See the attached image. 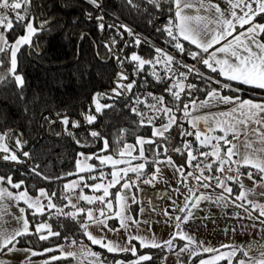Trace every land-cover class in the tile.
<instances>
[{
    "label": "snow or ice",
    "instance_id": "6c2138e0",
    "mask_svg": "<svg viewBox=\"0 0 264 264\" xmlns=\"http://www.w3.org/2000/svg\"><path fill=\"white\" fill-rule=\"evenodd\" d=\"M157 10L162 11V4L169 5L168 11L170 15L168 23L160 28L157 32L165 33L168 37V43L177 50L181 55L190 57L196 64L203 65L208 70L207 73L202 72L196 64L189 66L182 60H178L174 55L166 52L163 48L157 47L154 44V55L152 58L145 59L139 54L133 52L130 57H126L129 63L133 64L136 76L141 75L145 71V66H151L150 75L155 77L157 83H171L164 88V92L172 98L173 107H168L169 101L165 95L155 96L151 92L148 96L155 103L147 104L149 113L141 111L133 107L132 113L139 117L138 126L151 127V137H136L135 145L124 143L120 146V139H117V156L114 158L109 153L110 143L107 139L101 137L98 131L92 130L88 135L93 138V141L103 140V148L99 152L85 154L84 152L77 153L75 164V172L66 173L65 176H77L76 180L65 183L63 190L65 193L75 192L79 189L77 201L86 202L88 205H98L97 208L80 207L79 203H72V200L67 195H62L61 199H67L68 204L64 207H71L74 211L64 212L63 207H59L53 202V197L57 193H48L44 189H39V195L35 198L29 196L26 189L22 190L24 181L14 182L11 176H0V210L3 209L5 200H14L17 205L23 201L28 209H32L33 216H43L46 210L56 209V214L64 215L76 221L80 230L91 241L92 245H99L105 248L109 253H131L135 259L131 260H115L112 264H149L153 260V256L149 253L141 254V249H161L167 252L174 253L177 256V264H182L180 256L187 253L189 258L197 257L200 252L215 253L209 258L199 259V264H220V261L227 260L228 264H234V258L238 253L242 254V258L235 260V264H264V245H258L256 251L258 257L251 256L253 249L251 246L244 248L243 246L222 245L221 247L230 248L227 253L220 252L219 249L205 246L202 242H197L192 236L185 233L182 229V223H187L194 218V209H199L201 202L209 201L217 205L228 207L232 205L237 208H242L246 215L241 216L236 213V219H247L254 223L252 227L264 225V203L248 199L249 195H256L255 189H260L258 193L264 196V97L256 101L254 99H245L241 93L245 91L251 92L253 95L264 94V24L257 23L256 17L264 16V0H226L229 7L222 9L218 4L212 3L211 0H147ZM86 3L95 7L97 10L102 8L100 0H86ZM129 5L138 7L134 4V0H127ZM31 0H0V66L4 64V57H7L10 62L8 73L14 76L15 84L18 87H23L24 80L21 75L16 74L17 55L23 45H30L32 37L38 31H43L48 21H43L39 27H35V17H28V6ZM13 18H10L12 14ZM203 13V14H202ZM87 19H96L98 27L103 31L106 27L123 28L129 36L134 35L132 30L126 25H105L103 15L93 17L92 13L86 12ZM14 24H21L25 28L26 34L17 38L14 43H10L7 39V33L11 31ZM122 35V34H121ZM181 41H187L190 45L195 46V50H190ZM115 44V40L112 42ZM142 43L139 36L135 39V46ZM123 67L124 61H120ZM163 64L164 74L161 76L157 73L155 66ZM178 65L179 68L186 71H179V68L173 67ZM189 75H194L196 78L206 85L215 84L216 87L199 88L195 83H185L188 81ZM180 77L177 79L176 77ZM6 76L0 74V82L4 81ZM129 81L126 84H120L119 81ZM136 81L131 80L127 72L121 71L117 73L116 86L112 89L115 95H122L123 91L131 92ZM147 83V81H145ZM122 89V91H118ZM197 91L205 92V99L199 101L201 108L211 104L212 102L232 105L229 111L219 114H210L204 117H194L187 121L195 131H190L185 128L182 123L183 118L190 115L189 109H195L197 101L192 99L193 93ZM234 93V95H224L223 92ZM182 93L188 99L182 98ZM111 99L107 93H95L92 97V103L95 106V113L101 114L104 109L111 108V104H102L100 101L103 98ZM135 103L142 104L137 97ZM175 109H179L183 113V117L176 115ZM89 111L84 115V121L88 125H93L97 120V115ZM62 124L65 126V131L69 136H73L75 143L80 147H88V143L76 139L73 133L68 129L81 127V123L73 121L67 116L60 117ZM47 119V118H46ZM203 119L206 125V131L198 127V122ZM161 121L157 126L156 121ZM166 121V122H165ZM213 124L215 127H213ZM176 127L179 129L178 135L182 138L195 136V140L199 142V147H194L193 142L182 139L183 148L176 147L174 152L180 153L182 156L187 154V159L182 165H176L171 156L167 155V143L172 139L170 132ZM123 131V130H122ZM223 133L216 135L214 133ZM13 135V130H8L0 133V161L21 163L20 155L28 157L30 154L23 151V146L26 143L21 136H17L15 144L10 145L9 139ZM231 135L232 139H229ZM243 136V139L240 137ZM152 145V148L145 149V145ZM139 146L137 149L136 146ZM226 146V147H225ZM204 148H210V151H203ZM163 149V152L160 151ZM138 155H133L137 152ZM146 151L152 152V158L146 156ZM164 155L165 159L161 160L160 156ZM127 157V159H126ZM98 160L99 165H111V179L105 184L95 183V181H103L105 173L88 161ZM132 161H141L132 164ZM164 163L174 167L175 171L180 174V184L187 188L189 196L185 197L183 207H177L176 211L185 213L183 217H175L176 231L171 238L166 241H158L153 235L151 238L140 235L138 232L133 234L130 229L133 225L139 229L140 221L127 214L128 207L126 204V193L133 188L139 189L137 181L142 179L144 184H153L159 178L160 167ZM118 165H127L126 167H117ZM155 165V171L148 176L144 172L146 166ZM235 165V167H233ZM38 167V166H37ZM191 168L192 171H187ZM241 168H248L247 173L241 171ZM253 169L255 171H253ZM35 175H42L37 172L36 168L32 169ZM89 173L87 177L80 175L81 173ZM93 172H99L98 175H91ZM133 173L136 179L133 180L129 176ZM247 176L253 181L254 189H246L243 184V177ZM147 176V178H143ZM258 177V179H257ZM50 179L49 177H43ZM60 179V177H57ZM189 179L196 183L189 186ZM91 180L94 183L88 184L86 181ZM83 185V187H81ZM117 185L120 188L114 194V200L110 197L113 193L110 189ZM232 185L239 186V193L234 192ZM84 188H89L93 193L102 192V195H86ZM198 188L220 189V194L215 198L207 192L196 195ZM16 189L17 192L11 191ZM142 191V190H140ZM179 193L180 189H174ZM122 192L124 193L122 195ZM41 198L47 201V204L42 203ZM132 203H136V197L132 196ZM240 203H237V202ZM176 204V201H173ZM23 214L24 208L19 209ZM143 208H141V212ZM164 216H170L168 211H165ZM255 214V215H254ZM83 217V218H81ZM22 221V226L18 229L7 231L0 227V251L5 249L8 252L18 251L17 245L21 242V238L25 236H35L39 241H47L50 237H60L61 233L53 231L51 226L46 222H39L35 225V231L29 228V220L21 215L17 218ZM116 219L119 221V227H112L109 224L110 220ZM95 226L101 232L118 233L121 230L125 231L124 243L119 241L107 240L106 233L100 237L94 236L89 231L90 226ZM241 227H245L241 225ZM264 232V227L260 229ZM235 231V229H233ZM45 232L47 234H45ZM177 238L181 241H186L182 246H177L175 241ZM68 242V247L71 248L79 242L76 239H71L67 236L63 237ZM31 243V241H29ZM195 245L196 247H193ZM64 245H57L55 248H45L43 252H37L31 248L23 249L30 253V256L43 255L44 253L59 252V255H52L49 259L44 260L41 264H54L62 259H77V253L73 251H64ZM81 254L85 257H92L89 264H104L100 260L97 253L91 251L87 245H80ZM199 249V251L197 250ZM166 260L167 257L165 256ZM0 264H5L0 261ZM83 264V261H79ZM163 264V262H162ZM194 264V262H193Z\"/></svg>",
    "mask_w": 264,
    "mask_h": 264
},
{
    "label": "trees",
    "instance_id": "16d2710c",
    "mask_svg": "<svg viewBox=\"0 0 264 264\" xmlns=\"http://www.w3.org/2000/svg\"><path fill=\"white\" fill-rule=\"evenodd\" d=\"M102 8L97 10L95 7L86 3V0H31L28 6V17L36 18L34 26L39 27L43 21H48L43 31H38L32 37L30 45L21 46L17 55L16 74L21 75L24 80L23 87L15 84L14 76L6 74L10 67L7 57H4V64L0 66V74L6 76V79L0 82V133L13 130V135L8 143H15L17 136H21L26 141L23 151L29 152L28 157L20 155L21 163L0 161V176H11L14 182L24 181L21 190L26 189L28 194L37 196L39 189H44L48 193L56 192L53 202L59 207H63L64 212L74 211L67 205V199H61L64 192L63 186L74 176H65L66 173L75 172L77 153L84 152L91 154L99 152L103 148V140L93 141L88 132L98 131L101 137L107 139L110 143V151L106 154L117 156V139H120V146L124 143L135 145L136 137H151L152 128L138 126L139 117L134 115L131 109L137 105V97L144 103L150 98L148 93L154 95H165L169 101L168 107H173L172 98L164 92L171 81L157 83L155 77L150 75L151 66H145V71L136 76L133 74L134 66L129 63L126 57H130L133 52L139 54L142 58L149 59L154 55L151 45L163 48L166 52L174 55L178 60L192 66L196 64L190 57L181 55L167 41L165 33L157 32L156 29L168 23L170 15L174 16V11L169 13V5L162 4V11L157 10L147 0H134V7L127 3V0H100ZM86 12L92 13L93 17L103 15L105 25L123 24L130 28L134 35L129 36L123 28H105L101 31L96 19H87ZM14 13L10 18L14 17ZM256 20L264 24V16L256 17ZM26 31L23 25L14 24L9 31L7 39L10 43L25 35ZM122 34V35H121ZM139 36L142 43L135 46V39ZM115 40V44H113ZM186 48L195 50V48L186 41H181ZM120 61H124L123 67ZM173 67L179 68L178 65ZM202 72L208 70L203 65L196 64ZM156 71L161 76L164 74L163 64L155 66ZM127 72L131 80H135L136 86L131 92L123 91L122 95H115L112 89L116 86L117 73ZM179 71L186 69L179 68ZM147 81V83H145ZM129 81H119L120 84H126ZM195 83L199 88L216 87L215 84L206 85L194 75H189L185 83ZM122 91V89H118ZM95 93H107V97L101 99L102 104H111L113 107L104 109L101 114L95 113V106L92 103V97ZM224 95H234L227 91ZM245 99H254L259 101L264 94L253 95L249 91L241 93ZM182 98H188L182 93ZM205 98L204 91L193 93L192 99L196 101ZM91 111L97 115V120L93 125H88L84 121V115ZM176 115L183 117L179 109H175ZM60 117L67 116L73 121L81 123L79 128L68 129L73 133L76 139L88 143V147H80L75 143L73 136H69L65 131ZM47 118V119H46ZM161 121H156L157 126ZM185 128L190 130L186 121L182 120ZM123 130V131H122ZM191 131V130H190ZM179 129L173 127L170 132L172 139L167 143V155L171 156L176 165H182L187 159V154L182 156L174 152L176 147L183 148L182 139L193 142L194 147H199L195 136L180 137ZM145 149L152 148V145H145ZM204 150V149H202ZM163 152V149H160ZM146 156L151 159L152 152L146 151ZM171 154V155H170ZM165 157L164 155L160 156ZM92 162L98 163L97 160ZM38 166V167H37ZM100 166V165H99ZM36 168L42 175L38 176L32 172ZM102 171H106L105 176L109 177L112 168L109 166H100ZM153 165L146 166L145 173L152 174ZM242 171H248L243 169ZM89 174V173H85ZM49 177L50 179H44ZM60 177V179H57ZM147 178V176L143 177ZM142 180V179H141ZM90 181L94 183V181ZM100 181V180H97ZM95 181V183L97 182ZM86 189V188H85ZM16 190V189H11ZM117 188L110 189V192H116ZM113 199V196L110 197ZM47 204V201L44 199ZM83 203V202H81ZM97 208L98 205H88ZM86 209V208H85ZM137 206L131 207L132 215L136 214ZM26 218L29 220V228L35 231V225L39 222L48 223L53 231L61 233L60 237H50L47 241H39L35 236H25L17 245L18 249L31 248L37 252H43L45 248H55L57 245H64L68 248V242L63 239L67 236L76 239L78 244H85L95 251L102 250L98 246L91 245L85 235L80 230L79 224L64 216L57 215L56 209L46 210L43 216L33 214L26 210ZM83 218V217H81ZM112 222V223H111ZM111 223V224H110ZM112 227H117L116 221L110 220ZM45 234H47L45 232ZM31 241V243H29ZM77 244V245H78ZM177 246L184 244L181 240H176ZM141 254L149 253L153 260L149 264H164V257L167 254H173L161 249H141ZM52 255H59V252L44 253L43 255L32 256L31 259L47 260ZM202 256L192 257L188 264H196ZM240 257L234 259L238 260ZM89 260L83 261L77 256L73 260L62 259L54 264H79V261L89 264ZM135 259L131 253H108L103 252L101 261L105 264H112L115 260ZM220 264H225L221 262Z\"/></svg>",
    "mask_w": 264,
    "mask_h": 264
},
{
    "label": "crops",
    "instance_id": "0c3cea01",
    "mask_svg": "<svg viewBox=\"0 0 264 264\" xmlns=\"http://www.w3.org/2000/svg\"><path fill=\"white\" fill-rule=\"evenodd\" d=\"M212 3L218 4L222 9H228L229 5L226 2V0H211ZM203 14V13H202ZM257 23H261L258 20H256ZM262 24V23H261ZM187 42V41H186ZM194 48L195 46L192 45ZM205 99V98H204ZM203 100V99H202ZM199 101H197V106L195 109H192L190 107L189 112L190 115L186 118H184V120L187 121L194 118V117H204L210 114H219L221 112H227L230 110V108L232 107V105H225L222 103H216V102H212L211 104L201 108L199 106ZM188 128L191 131H195V129L192 128V126L190 124L187 123ZM198 127L203 130L206 131V125L203 121V119H201L198 122ZM213 127H215V125L213 124ZM216 135H222L223 133L217 132L214 133ZM229 139H232L231 135H229L228 137ZM244 137L241 136L240 139H243ZM197 144L199 146V142L197 141ZM226 147V146H225ZM205 149V148H204ZM138 161H132V163H135ZM233 167H235L233 165ZM156 166L153 165L152 168V173L155 171ZM191 168H187V171H191ZM243 169H247L248 168H241V171ZM173 170L175 171V169L173 168ZM146 171V168L144 169V172ZM253 171H255L253 169ZM176 175L178 174V178H180V174L179 172L175 171ZM244 172V171H242ZM244 173H247V171H245ZM130 177H132L133 180L136 179L135 174H129ZM159 176L161 177H165V174H159ZM243 178L248 179L247 176L245 175ZM181 179V178H180ZM258 179V177H257ZM140 182H142L140 180ZM138 186L139 189L142 190H137L136 188H133L130 192V198L127 201V207H128V211L127 214L134 217L136 220L140 221L139 224V229H137V227L135 225H133L131 227V232L133 230L135 234V232L139 233L140 235L143 236H153L154 234H156L158 236V234L160 233V231H164V229H166L169 226H173V229L171 230L170 233H168L167 237H165L166 239L163 241H166L168 239L171 238L172 234L176 231L175 228V217L172 219L171 221V217L173 215L167 216L164 220H162L160 223H156L155 219L156 215L160 214V212L163 210L165 206L164 201L167 199L171 194H170V190H166L163 188V186H157L155 182H153V184H149V185H143L140 184L139 182ZM189 186L194 185L196 182L192 179H189L188 182ZM181 185V184H179ZM234 192H236L237 194L239 193V186L238 185H232ZM120 188V186H118V189ZM254 189V187H253ZM220 189H207L205 190L204 188H198L196 191V195H199L200 193H209L213 196V198H215L216 195L220 194ZM256 191V195H252L250 194L248 199L251 200H255L258 201L259 203H264V196L259 195L258 193L261 191L260 189H255ZM177 194L182 195V200L184 202H182V204L179 205V207H183L184 203H185V197L189 196L190 194L188 193L187 188L181 187L179 193L174 192ZM114 194L115 192H113V200H114ZM132 196L136 197V203H132ZM161 196L163 199H160L158 201L157 197ZM152 197V198H150ZM191 198V197H190ZM161 202V204H160ZM133 205L137 206L136 209V214L133 216L132 215V211H131V207ZM80 207H84L87 208V206H85L83 203H79ZM141 208H143V211L141 212ZM168 211H174V212H179L174 210V208H170L168 207ZM157 210L159 209V213L156 212H149L148 214H146V212L148 210ZM194 218L190 219L187 223H182V229L185 233H187L188 235L192 236L193 239L197 242H202L203 245L205 246H210L216 249H219L220 252L223 253H227L229 252L231 249L230 248H224L221 247L222 245H229V246H243L244 248H248L249 246H251V248L253 249V251L251 252V256L253 257H258L259 253L256 251V248L258 245H264V232H262L260 229L262 227H264V225H260L259 222H255L256 223V227L253 228L252 224L254 223L251 220H247V219H236L235 215L236 213H239L241 216L246 215L244 210L242 208H237L234 207L232 205H229L228 207H224L222 205H217L213 202H209V201H204L201 202V204L199 205V209H194ZM185 215V213L180 212L179 216L183 217ZM255 215V214H254ZM114 221H116L117 223V227H119V221L114 219ZM241 225H244L245 227H241ZM91 229H95L96 231V227L90 226ZM89 228V229H90ZM233 229H235V231H233ZM96 232H93V234ZM98 237V236H97ZM87 238V237H86ZM151 238V237H148ZM178 239V238H177ZM88 240V239H87ZM179 240V239H178ZM161 241V242H163ZM88 242L91 243V241L88 240ZM184 243L186 241H183ZM83 244V243H81ZM74 245L71 248H65L64 251H68V250H81L80 245ZM85 245V244H83ZM93 246H98V245H93ZM193 247H196L195 245H193ZM80 248V249H79ZM199 251V249H197ZM5 251V250H4ZM4 251H0V261H4L5 264H33V263H29L28 259H31L32 256H30V254H28V252L24 251L23 249H20L18 251H12V252H8V254H5L6 256H2V252ZM174 254V253H173ZM202 254V255H201ZM215 253H203L200 252V259L201 258H209L211 255H214ZM27 256L26 260L23 261V257L22 256ZM172 254H167L166 257L167 259H164V264H172L173 262H168L170 256ZM242 258V254L238 253L237 257ZM235 259V258H234ZM32 260V259H31ZM191 259L188 257V261L186 264L189 263ZM224 262L225 264H228L227 260H222L220 261ZM38 264V263H36ZM196 264H199V260L197 261Z\"/></svg>",
    "mask_w": 264,
    "mask_h": 264
},
{
    "label": "rangeland",
    "instance_id": "374dc122",
    "mask_svg": "<svg viewBox=\"0 0 264 264\" xmlns=\"http://www.w3.org/2000/svg\"><path fill=\"white\" fill-rule=\"evenodd\" d=\"M6 74H10V73H8V71H6ZM176 78L177 79H180V77H178V76ZM14 144L15 143H12V145H14ZM136 147H137V149L139 148L138 145ZM203 151H210V148H205ZM133 155H138V151L137 152H133ZM126 159H127V157H126ZM160 159L161 160H164L165 157H163V158L160 157ZM97 162L98 163H95V162H92V161H88V163H91L94 166H99V161L97 160ZM139 162H141V161H138V162H135V163H132V164L135 165L136 163H139ZM104 166H109V167L112 168L111 165H104ZM126 166L127 165H118L117 167H126ZM159 167H160V173L159 174H165V177L164 176L163 177L159 176L158 180L155 181V183H156V185L158 187L159 186H163V188L166 189L167 191L170 190V194L171 195L167 199L162 200V201H164L166 207H164L163 210L160 212V214L156 215V218H154L155 221H156V223H160L162 220H164L166 218V216H164L163 213L165 211H168L167 206L170 207V208L176 209L177 207H179L180 204H182V202H184L182 200L183 199L182 198V195H180V194L175 195L176 193H174L175 192L174 189H177V188L181 189V187H182L181 185H179L180 184V178H178L179 175L178 174L176 175V172L173 170L174 167L168 166V165H166L164 163H161L159 165ZM190 170L192 171V169H190ZM103 172L106 173V171H103ZM85 173H87V172H85ZM85 173H81L80 175L85 176V177H87L88 175H90V174L87 175ZM98 174H99V172H93V173H91V175H98ZM129 174H132V173H129ZM77 178L78 177L76 176L73 179L69 180L67 183H69V182H71L73 180H76ZM110 179H111V176H109V177H106L105 176V179L103 181H97L96 183L103 182V183L106 184ZM86 182L88 184H90V181L89 180H87ZM137 182H139L140 184H143V185H149V184H144L143 182H140V181H137ZM243 184H244V186H245L246 189H253V187H254L253 181L252 180H249V179L243 178ZM118 186L119 185H117L115 188L118 189ZM81 187H83V185H81ZM83 190H84V193L86 195H102V192L93 193L92 190L89 189V188H86V189L84 188ZM11 191H13L14 193L17 192V190H11ZM130 192H132V191L130 190V191H128L126 193V197H127L126 198V204H127V201L129 200V198L131 196L130 195ZM123 194L124 193L122 192V195ZM78 195H79V189H77L75 192H68L67 193V196L71 198L72 203H81V202H83V201H79V202L77 201ZM29 196H31L33 198L37 197V196H32L30 194H29ZM150 198H152V197H150ZM157 199L159 201L160 199H163V198L161 196H158ZM41 200H42V203L46 204V202L44 201L43 198H41ZM173 201H176V204L175 205L173 204ZM83 203H86V202H83ZM237 203H240V202L238 201ZM67 204H68V200H67ZM160 204H161V202H160ZM20 208H24L25 209V212L23 214L20 212V210H19ZM90 208H94L95 209V207H93V206H91ZM26 210H28V211H30L32 213V209H28L27 205L23 201H21L19 203V205H17L16 201H14V200H5L3 202V209L0 210V227H3L4 229H6L9 232H11L12 230H15V229L20 228L22 226V221H18L17 218L20 217L21 215H24L25 218H26ZM149 212L159 213V209H157V210L150 209V210H148L146 212V214H148ZM168 212L170 213V215H173L171 217V221H172V219L174 217L179 216V213H180V212H174V211H168ZM172 229H173V226H169L166 229H164L163 232L160 231V233L158 234V236L156 234H154V236H155V238L158 241H163V240L166 239L165 237H167L168 233H170ZM89 231H91L92 234H93V232H96L93 235L94 236H98V237H100L102 235H105V233H106L107 240L119 241L120 243H124V239H125V235H126L124 230H121L118 233H113V232H107V230H105V232H101L98 228L95 231V229H91L90 228ZM134 231L135 230H133L132 232L134 233ZM135 234H136V232H135ZM148 237H152V236L150 235ZM98 247L101 248L99 245H98ZM88 248H90V247L88 246ZM101 249L102 250H97L96 249L95 251H93V250H91V251L97 253L99 255L100 259H101L102 253L103 252H108L105 248H101ZM6 251L7 250L5 249V251L2 252V256H6L5 254H8L9 255V253L6 252ZM68 251H73V250H68ZM73 252L77 253V256H79V258L82 259L83 261L89 260V257H85L84 255L81 254V250L80 251L75 250ZM28 254H30V253L28 252ZM22 257H23V261L27 259L26 258L27 256H24L23 255ZM188 257L189 256H188L187 253L182 254L180 256V260L182 261V264H186L187 263ZM26 261H28L29 263H33V264H36V263L41 264V262H42L41 260H37V259H32V260L31 259H28ZM169 261L170 262H173L172 264H177V256L175 254H172L170 256L168 262ZM83 264H85V262H83Z\"/></svg>",
    "mask_w": 264,
    "mask_h": 264
},
{
    "label": "built area",
    "instance_id": "2783aa9c",
    "mask_svg": "<svg viewBox=\"0 0 264 264\" xmlns=\"http://www.w3.org/2000/svg\"><path fill=\"white\" fill-rule=\"evenodd\" d=\"M155 96H158V95H155ZM152 103H155V101L152 100V98L150 97L145 103H143L142 105H137V106H135V108L140 109L141 111H144V112H147V113L151 114L149 112V109L147 108L146 105L147 104H152Z\"/></svg>",
    "mask_w": 264,
    "mask_h": 264
}]
</instances>
